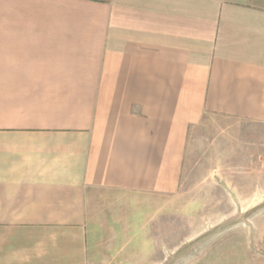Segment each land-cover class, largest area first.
<instances>
[{
    "label": "crops",
    "instance_id": "0c3cea01",
    "mask_svg": "<svg viewBox=\"0 0 264 264\" xmlns=\"http://www.w3.org/2000/svg\"><path fill=\"white\" fill-rule=\"evenodd\" d=\"M209 116L264 125V0H0V264L161 238Z\"/></svg>",
    "mask_w": 264,
    "mask_h": 264
},
{
    "label": "rangeland",
    "instance_id": "374dc122",
    "mask_svg": "<svg viewBox=\"0 0 264 264\" xmlns=\"http://www.w3.org/2000/svg\"><path fill=\"white\" fill-rule=\"evenodd\" d=\"M178 178L161 238L121 239V224L93 222L91 264H264V125L207 117Z\"/></svg>",
    "mask_w": 264,
    "mask_h": 264
}]
</instances>
